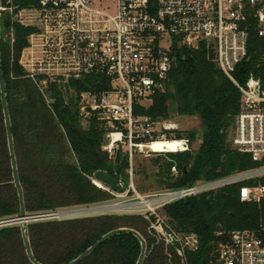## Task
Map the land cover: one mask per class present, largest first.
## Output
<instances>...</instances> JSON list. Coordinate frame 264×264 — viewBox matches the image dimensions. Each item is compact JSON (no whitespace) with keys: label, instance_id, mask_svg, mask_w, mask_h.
<instances>
[{"label":"trees","instance_id":"1","mask_svg":"<svg viewBox=\"0 0 264 264\" xmlns=\"http://www.w3.org/2000/svg\"><path fill=\"white\" fill-rule=\"evenodd\" d=\"M35 4L26 0L20 7ZM32 29L14 22L8 14L0 16L1 70L11 121L19 180L25 210L37 215L78 206L112 202L114 197L92 184L95 172L115 178L127 190L128 155L118 148L109 157L101 147L107 128L95 114L83 119L79 113L82 93H99L109 87L103 76H89L66 84L30 78L20 65ZM262 42L253 36L249 60L234 73L243 84L250 73L264 78L261 62ZM45 80V85L40 84ZM74 93L67 97L68 92ZM241 109V95L221 72L214 53L205 45L187 48L174 44L167 80L145 108L134 105L136 116L153 121L174 118L192 119L197 132H176L177 139L198 141L197 149L166 154L168 162L158 168L157 182L165 189H179L198 182L213 181L256 166L250 155L239 153L226 144ZM176 175H172L171 169ZM12 182L4 118L0 103V220L19 213L18 198ZM259 184L264 185V178ZM247 185H252L248 182ZM240 185L179 200L164 206L162 217L181 235H194L195 251L185 250L182 257L175 246L166 245L150 227V221L134 215H102L28 224L33 256L40 264H67L117 229H131L146 242L143 264H217V249L234 231L264 228V197L259 203L239 201ZM140 253L138 240L118 234L100 245L78 264H135ZM0 264H30L26 258L18 225L0 228Z\"/></svg>","mask_w":264,"mask_h":264},{"label":"built area","instance_id":"2","mask_svg":"<svg viewBox=\"0 0 264 264\" xmlns=\"http://www.w3.org/2000/svg\"><path fill=\"white\" fill-rule=\"evenodd\" d=\"M25 1L0 0V16L8 14L14 22L32 29L20 58L30 78L42 76L63 84L89 76L108 80L107 89L80 95L79 113L84 120L95 114L104 122L107 135L101 149L109 157L118 148H125L128 159L132 151L154 155L189 151L188 140L155 133L158 123L136 116L133 108L135 104L145 107L143 103L151 102L161 90L174 44L193 49L202 44L214 53L216 65L241 95L231 146L250 155L256 164L213 181L151 196L135 194L131 200L123 199L124 191L115 194L92 181L114 200L37 214L27 224L102 215L141 216L182 257L185 250L197 249V239L175 232L160 214L164 206L230 185H240L242 203L263 199L264 185L258 182L264 178V78L258 72L250 73L240 84L234 73L249 60L253 36L262 42L264 63V0H35L31 6L20 7ZM45 80L40 84L45 85ZM161 141L182 145L175 152L154 151L152 145ZM217 264H264V228L230 233L217 249Z\"/></svg>","mask_w":264,"mask_h":264},{"label":"water","instance_id":"3","mask_svg":"<svg viewBox=\"0 0 264 264\" xmlns=\"http://www.w3.org/2000/svg\"><path fill=\"white\" fill-rule=\"evenodd\" d=\"M1 42V37H0ZM0 103L2 108V114L4 118V125H5V131H6V140H7V147L9 152V158H10V167L12 172V182L11 184L14 186L17 198H18V204H19V213L16 217L5 219L0 221V226H11V225H18L20 232H21V238L23 242V247L25 251V255L27 260L30 264H40L37 262L33 256L29 237H28V224L27 221L31 219L34 215H28L25 210V203H24V193L23 189L19 180L18 175V166H17V160L15 156L14 151V144H13V136L11 131V121L6 101V88H5V82L3 80L2 76V70H1V55H0ZM93 181L98 182L104 186H106L111 192L115 194H122L123 193V186L121 183H119L115 178L110 176L109 174L98 171L95 172L91 178ZM118 234H129L134 236L139 244H140V253L138 256V259L135 264H143L145 258H146V252H147V245L145 240L134 230L131 229H117L113 230L111 232H108L107 234L103 235L98 241H96L93 245H91L89 248H87L85 251H83L78 257H76L74 260L70 261L67 264H78L81 261H83L85 258H87L91 253H93L100 245L108 241L109 239L113 238L114 236Z\"/></svg>","mask_w":264,"mask_h":264},{"label":"rangeland","instance_id":"4","mask_svg":"<svg viewBox=\"0 0 264 264\" xmlns=\"http://www.w3.org/2000/svg\"><path fill=\"white\" fill-rule=\"evenodd\" d=\"M44 86V84H42ZM74 93L72 91L68 92L67 97H73ZM143 105L147 108L150 105V102H144ZM158 124L155 125V133L162 135L165 138L176 137V132H197L199 131L198 123L192 119H171L167 121H158ZM234 122L232 128H230L226 133V144L228 147H231V137L233 132ZM184 139V138H182ZM198 141H192L189 143V151L195 150L199 146ZM125 151V148H122ZM166 156L163 155H154L146 150L143 152L132 151L131 159H128V177L129 184L127 190L124 191L123 196L124 200H131L135 197V194L140 196H151L158 193H163L171 191L174 189H165L162 185L157 182V173L158 168L154 163L162 165L165 162H168ZM172 175H176V171L171 169ZM92 180V179H91ZM93 181V180H92ZM93 184V183H92ZM94 185V184H93ZM96 187V186H95ZM176 190V189H175ZM162 216V213L160 211Z\"/></svg>","mask_w":264,"mask_h":264},{"label":"bare ground","instance_id":"5","mask_svg":"<svg viewBox=\"0 0 264 264\" xmlns=\"http://www.w3.org/2000/svg\"><path fill=\"white\" fill-rule=\"evenodd\" d=\"M181 145L182 144L178 141L173 142V143L161 141V142H158L152 145V149L154 151L175 152V151H178V147Z\"/></svg>","mask_w":264,"mask_h":264}]
</instances>
